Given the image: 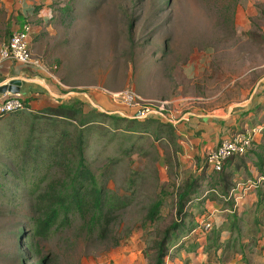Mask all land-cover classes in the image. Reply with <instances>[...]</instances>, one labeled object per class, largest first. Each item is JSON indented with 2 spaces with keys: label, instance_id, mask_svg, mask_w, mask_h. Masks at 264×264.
I'll use <instances>...</instances> for the list:
<instances>
[{
  "label": "rangeland",
  "instance_id": "374dc122",
  "mask_svg": "<svg viewBox=\"0 0 264 264\" xmlns=\"http://www.w3.org/2000/svg\"><path fill=\"white\" fill-rule=\"evenodd\" d=\"M27 23L35 28L32 39H39L32 40V55L42 66L29 78L41 84V92L49 89V95L41 96L48 104L85 103L131 116L109 95L134 90L155 105L170 102L163 122L172 128L162 141L150 134L123 162L113 145L91 148L88 161L98 181L127 203H116L102 232H91L77 216L70 227L46 239L35 236L33 180L0 176V264H98L140 240L151 255L154 242L179 219L178 195L208 167L212 148H201L199 154L183 148L181 122H189L195 109H202L196 114L214 116L229 106L235 110L253 92L257 103L264 98V0H0V46ZM3 72L0 63V84ZM49 84L64 94L50 91ZM179 97L188 100L182 112L173 101ZM224 100L227 105H218ZM187 129L192 132L193 126ZM25 142L18 138L13 152L0 148V170L5 166L19 172L10 157L21 158ZM251 167H234L226 179L235 187L233 208L211 199L191 212L206 214L205 221L212 224V215L218 214L229 220L226 229L235 218L239 224L254 196L249 200L253 193L248 191L236 198L246 186H255L253 175L262 181ZM207 172L213 171L208 167ZM59 173L52 168L48 180ZM216 176L222 177V171ZM158 202L162 206L154 213ZM242 221L245 231L254 226L252 216Z\"/></svg>",
  "mask_w": 264,
  "mask_h": 264
},
{
  "label": "trees",
  "instance_id": "16d2710c",
  "mask_svg": "<svg viewBox=\"0 0 264 264\" xmlns=\"http://www.w3.org/2000/svg\"><path fill=\"white\" fill-rule=\"evenodd\" d=\"M34 40L39 41L37 36ZM51 90L59 95L64 94L55 86H51ZM19 99V109L0 113V148H13V152L17 148L18 138H25L24 152L19 159L10 157L19 172H13L3 166L0 176L11 175L21 179L30 177L33 180L31 185L34 192L36 191L34 209L38 213L33 233L46 239L53 231L70 227L77 216L86 223L91 232L98 228L101 232L105 231L111 221L109 212L116 203L122 207L127 203L122 197L113 196V193L98 181L88 161L89 151L95 148V144L103 148L113 145L117 148L118 159L123 162L135 149L142 148L143 142L150 134L153 133L162 141L172 126L158 117L139 120L100 111L85 103L47 104L41 108H33L32 96H20ZM262 111L261 105L254 110L245 111L238 119L240 126L245 125L244 117L251 112L252 124L261 123L258 116ZM75 123L78 126L70 128V125ZM22 125H25V130ZM236 133H244V130L239 128ZM248 163L263 178L257 188V208L261 212L264 211L263 130L261 142L253 143L252 149L245 156L232 157L224 162L222 177H217V172L214 171L208 174L207 167L197 179L185 186L178 195L179 219L161 233L151 248V255L145 253L151 264H167L174 252L183 249L184 242L189 237L203 233L196 227L195 215L191 212L195 205H203L207 200L213 199L223 203L225 208L234 207L235 204L230 201L231 192L235 187L227 183L226 179L233 167H246ZM52 168H58L60 173L48 180V173ZM161 206L162 203L158 202L154 206V213H158ZM261 221V217H258L255 223L259 224ZM223 226L224 224L218 226L208 238L211 241L209 249L221 248L219 243ZM231 226L233 229L239 226L236 218L232 220ZM230 247L228 242L223 250Z\"/></svg>",
  "mask_w": 264,
  "mask_h": 264
},
{
  "label": "crops",
  "instance_id": "0c3cea01",
  "mask_svg": "<svg viewBox=\"0 0 264 264\" xmlns=\"http://www.w3.org/2000/svg\"><path fill=\"white\" fill-rule=\"evenodd\" d=\"M34 39L32 40L34 41ZM32 49L33 45L31 43V50ZM3 68L5 72L3 76H5V79L1 81L0 85L6 84L7 82H10V80H21L22 87L20 95L23 97H34V95H36L38 97V99L32 102L33 108L36 107L33 104L40 103L41 107L48 104L46 100H44L45 98L41 96L45 94L49 95V89L45 87L46 90L44 91L42 89L43 92H41L38 88L41 87V84H38L33 78H29L37 76V68L31 66H22L14 63L5 64L3 65ZM235 80H237V78ZM232 83L235 84L234 80ZM49 86L50 91H52L51 86L54 87L55 85L49 84ZM2 98H4V96L0 94V99ZM173 101L175 103V107L180 112L187 109L188 105L186 102L188 100L186 98L179 97L173 99ZM227 104L228 101L224 100L218 105ZM259 105L263 106V111L259 113L258 116V120L261 123L252 124L253 121L251 120V117L253 116V112H251L248 116L244 117L246 122L245 125L241 127V123L238 120L240 116L245 111L254 110ZM195 111H202V109H195L194 111L189 113L192 116L191 120L189 121L191 122V124H189V122H186L184 124V121H182L181 125L183 128V134H179L184 138V140L180 142L181 146H183V148H191L198 154L202 151L201 148L215 149L222 142V140L230 138L233 135L237 134L236 132L239 130V128H242L244 132H246V130H249L251 128L257 126H264V98H262V101H259L257 103L254 92L251 94L247 102L242 105H239V108H236L235 110L231 106L225 109H219L218 111H216V113H218L216 116L200 115L196 114L197 112ZM187 126H193V131L190 132L189 129H187ZM262 135L263 133L259 137L258 142H261ZM252 170H255L253 166L250 168V171L254 174ZM255 173L258 174V172ZM252 178H254V180L257 179L255 186H246L244 191L241 193V198H236L237 201L241 200L242 197L246 196L248 191L249 193H253L251 196L248 197L249 200L252 196H254V200L253 202H251L252 204L250 211L247 208L243 209V216L239 218V226L233 229L231 226L232 223H230L229 229H226V223L229 220L218 216V214H213L212 233H208L207 235H205L204 233H196L189 237L184 242L183 249L180 252H174L171 257L167 260V264H264V223H262V221L259 224L255 223L258 217H261V219L264 218V211L261 212L257 208V188L260 180L256 176L254 177V175ZM260 179L262 180L263 178L260 177ZM232 195L234 196V194H232L231 192V198ZM221 204L224 205L223 203ZM227 208H229V206ZM194 215L196 227H198V224L201 225L202 222H205L206 214L201 215L200 213ZM251 216L254 221V226L245 231L244 229H242V225H240V223L244 222L242 221L244 217L249 219ZM222 224H224V226L223 232L221 234V241L219 243V245H221V248L209 249L208 246L211 241H209L208 238L211 237L214 230ZM225 233H227V236H224ZM241 233H246L247 236H240ZM228 242H230L231 247L229 249L223 250L224 245ZM145 248V242L140 240L138 242H135L133 245H126L120 247L116 252H113L108 257H105L98 264H151L149 259L145 256Z\"/></svg>",
  "mask_w": 264,
  "mask_h": 264
},
{
  "label": "built area",
  "instance_id": "2783aa9c",
  "mask_svg": "<svg viewBox=\"0 0 264 264\" xmlns=\"http://www.w3.org/2000/svg\"><path fill=\"white\" fill-rule=\"evenodd\" d=\"M35 28L31 24H23L18 30L12 33L10 39L0 46V63L5 64H19L22 66H31L42 70L41 64L34 60L31 50L32 35ZM7 82L6 84H8ZM0 99V113H6L21 107V100L17 96L11 94L3 95ZM110 99L113 103L124 107L131 111L132 115H124V117L148 120L153 117H158L162 121L166 119L164 111L170 105V102L163 101L155 105L145 98L141 97L134 90H124L121 92L110 93ZM264 126H257L246 130L244 133L235 134L230 138L222 140V142L213 150H211L207 157L208 167L214 172H221L223 170L224 162L232 157H243L249 150L252 149L253 143L259 141V137L263 133ZM213 224L211 222H202L199 225V230L208 234L212 230Z\"/></svg>",
  "mask_w": 264,
  "mask_h": 264
},
{
  "label": "water",
  "instance_id": "95a60500",
  "mask_svg": "<svg viewBox=\"0 0 264 264\" xmlns=\"http://www.w3.org/2000/svg\"><path fill=\"white\" fill-rule=\"evenodd\" d=\"M22 81L21 80H10L8 84L0 85V94L7 95L11 94L17 96L21 92Z\"/></svg>",
  "mask_w": 264,
  "mask_h": 264
}]
</instances>
